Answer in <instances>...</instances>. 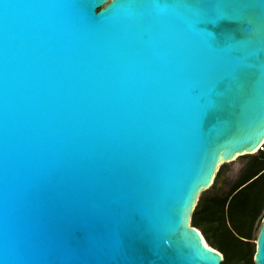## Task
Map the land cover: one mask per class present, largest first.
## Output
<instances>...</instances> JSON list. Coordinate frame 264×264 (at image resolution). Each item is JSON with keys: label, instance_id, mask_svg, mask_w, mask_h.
I'll list each match as a JSON object with an SVG mask.
<instances>
[{"label": "water", "instance_id": "95a60500", "mask_svg": "<svg viewBox=\"0 0 264 264\" xmlns=\"http://www.w3.org/2000/svg\"><path fill=\"white\" fill-rule=\"evenodd\" d=\"M263 143L264 0H0V264H222L193 210Z\"/></svg>", "mask_w": 264, "mask_h": 264}, {"label": "trees", "instance_id": "16d2710c", "mask_svg": "<svg viewBox=\"0 0 264 264\" xmlns=\"http://www.w3.org/2000/svg\"><path fill=\"white\" fill-rule=\"evenodd\" d=\"M222 172L220 167L218 173ZM263 209L264 143L226 192H202L192 213V225L223 253L222 264H256L253 232Z\"/></svg>", "mask_w": 264, "mask_h": 264}, {"label": "rangeland", "instance_id": "374dc122", "mask_svg": "<svg viewBox=\"0 0 264 264\" xmlns=\"http://www.w3.org/2000/svg\"><path fill=\"white\" fill-rule=\"evenodd\" d=\"M250 154L239 155L236 159H234L232 161L222 163L220 165L221 168H223L224 170L226 168H228V170H227L228 172H226V177H227L226 184H225V182L221 181L220 185L218 187H216L215 183L213 181L212 185H210L209 188H207L206 190H203L202 192L217 191V190L220 192H226L229 189V187L234 183V181L238 178L241 171L246 166L248 160L251 158V156L258 154V150L253 152V153H250ZM218 171H217V175L215 177V180H218V178H219L220 173H218ZM202 192H201V194H202ZM263 220H264V209L261 212V214L259 215V217L257 218V221L255 223V229L253 232V237H254L253 241L257 242V237H258L260 228L263 224Z\"/></svg>", "mask_w": 264, "mask_h": 264}, {"label": "flooded vegetation", "instance_id": "af4514ba", "mask_svg": "<svg viewBox=\"0 0 264 264\" xmlns=\"http://www.w3.org/2000/svg\"><path fill=\"white\" fill-rule=\"evenodd\" d=\"M227 170H228V168H226L225 170L223 169V172L219 175L218 180L214 179V183H215L216 187H218L220 185L221 181L225 182V184H226V181H227L226 172H228Z\"/></svg>", "mask_w": 264, "mask_h": 264}, {"label": "bare ground", "instance_id": "6f19581e", "mask_svg": "<svg viewBox=\"0 0 264 264\" xmlns=\"http://www.w3.org/2000/svg\"><path fill=\"white\" fill-rule=\"evenodd\" d=\"M258 147H259V146H258ZM258 147H256L255 149L251 150V152H255V151H257V148H258ZM221 161H222V160H221ZM220 163H221V162H220ZM220 163H219V164H220ZM217 171H218V170H216V172H215V174H214V178L216 177ZM214 178H213V181H214Z\"/></svg>", "mask_w": 264, "mask_h": 264}, {"label": "built area", "instance_id": "2783aa9c", "mask_svg": "<svg viewBox=\"0 0 264 264\" xmlns=\"http://www.w3.org/2000/svg\"><path fill=\"white\" fill-rule=\"evenodd\" d=\"M260 148H263V144H261Z\"/></svg>", "mask_w": 264, "mask_h": 264}]
</instances>
